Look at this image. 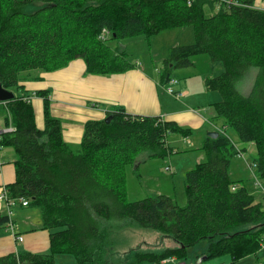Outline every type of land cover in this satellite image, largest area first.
Segmentation results:
<instances>
[{"label":"trees","instance_id":"1","mask_svg":"<svg viewBox=\"0 0 264 264\" xmlns=\"http://www.w3.org/2000/svg\"><path fill=\"white\" fill-rule=\"evenodd\" d=\"M31 4L36 8L29 11ZM190 25L195 40L171 48L163 76L168 82L179 80L172 69L189 68L200 54L223 63L220 74L206 76L205 88L221 96L214 103L217 118L241 142L256 145L254 175L264 178V9L255 0H0V82L15 92L5 105L6 126L14 129L0 137V147L11 146L17 154L8 196L28 201L18 207L41 210L50 248L48 253L13 251L0 256V264H57L59 254L73 256L72 264H114L106 259L102 227L105 221L124 220L162 233L173 245L160 252L135 248L119 264H166L173 256L186 262L189 250L204 242L200 262L192 264L224 256H229L227 264H264V202L242 179L231 177V161L242 149L228 134L208 136L202 146L207 158L185 172L186 205L168 194L130 201L125 167L141 152L172 153L168 136H188L191 129L120 107L108 114L110 122L88 120L74 146L52 113L49 90L26 88L24 72L57 71L76 59L84 60L89 74L126 72L137 65L113 40L149 39ZM251 69L257 71L251 90L244 93L238 83ZM36 95L40 101L28 98ZM7 207L3 202L0 229L15 224Z\"/></svg>","mask_w":264,"mask_h":264},{"label":"rangeland","instance_id":"2","mask_svg":"<svg viewBox=\"0 0 264 264\" xmlns=\"http://www.w3.org/2000/svg\"><path fill=\"white\" fill-rule=\"evenodd\" d=\"M35 8V4H31L27 7L29 11ZM194 40V28L190 25L164 30L149 39H147L144 35H139L120 40H113L111 42L115 48L126 51L129 58L136 65L143 62L146 65H149L151 70L153 69L152 74H154L160 83L163 81L167 85L165 86L166 88L160 85L162 94L167 95V97L172 99L173 102H183L184 106L187 108L192 107V110H196L202 117V120H200L201 122L193 126L182 125L185 128L191 129L192 132L188 136H184L179 132L172 133L168 136V142L170 146L174 148L172 153H167L165 156H157L151 155V151L141 152L137 156V160L134 164H129L125 167L128 200L137 201L149 196L168 194L172 196L178 204L182 206L186 205L187 195L185 189V172L207 158V154L202 146L209 136V132L218 131L228 134L233 141L237 143V147L242 149V154L236 155L231 161V177L233 179H242L249 190L255 194L257 200L264 202V178H261L260 176L256 178L254 175V172L256 171L255 162L257 158L256 145L254 143L241 142L235 130L229 126H225V120L223 118L216 117L217 111L214 104L211 105L210 102H207L201 105H195V102L193 101H184L182 93L174 94L178 97L177 99L174 95H172L173 93L167 94L166 92L168 84L170 83L163 76L164 58L168 57L173 46L190 44ZM192 61L194 62V65L189 68L172 69V76L175 78L183 77L184 79L182 82L186 80L190 83L192 91L195 92L192 96V100L198 98L202 99V92H205L206 90L201 89L200 77L204 76L205 80L208 75L220 74L224 70V65L220 61H213L208 54L194 56L192 57ZM156 67H158L157 70ZM253 71L257 70L251 69L246 78H244L245 80L243 79L244 81L242 80L238 83V87H241L240 89H242L241 91L244 93L249 92L252 88L255 76ZM41 72V69L31 71V73L35 75H38ZM27 73L28 72H24L22 75L26 76ZM214 93L217 92L215 91ZM174 97L176 99H174ZM36 98H39V101L41 99L40 96L37 95L33 96L32 99ZM6 102L7 101H5V103L0 101V125L2 128L4 127L3 123L6 125L5 120L9 114L8 109L5 106ZM194 107L196 109H193ZM38 116L39 119L42 116L39 105ZM213 120L215 123H212ZM7 131L11 130L8 128L5 132ZM3 132L0 133V137ZM73 145L77 146L79 143ZM167 167H169V169H167ZM258 180L261 184L257 183ZM7 203L8 205L11 204L10 211L8 207L7 210L10 214L12 213V219L16 220V222L15 224L12 223L14 230L7 227L0 229V232L6 234L9 232L10 235H19L16 231L19 227L21 235L23 236L29 233V231L39 230L41 228V225H38L40 219L42 221V213L39 208L18 207V203L15 202L12 204L11 199H9ZM25 218L30 220L29 225L24 224L23 220ZM104 224L102 232L103 234L105 233L103 237V244L105 250L107 251L106 259H109L114 264H119L127 260L130 257L132 250L135 248H140L143 251L160 252L163 248L168 246L169 243L168 238L164 237L162 233L151 228L142 227L129 220L121 222L105 221ZM248 226L249 225H246L243 228H247ZM43 230L46 231L45 233H49L48 230ZM205 243L206 242H204V244H199L189 250V254L186 259L187 264H192V261H197L199 259L197 255L200 254L201 250L203 251L205 249ZM15 248L22 251V248L25 247L23 243H15ZM43 252H50V248ZM227 258L229 259V256H224L221 260L216 258L208 259L203 262L204 264H209L212 260H218L221 264H223L222 259H225L224 262L226 263L224 264H227ZM56 260L57 264H72L75 262V258L73 256L66 254L57 255ZM248 263V261H241L239 264Z\"/></svg>","mask_w":264,"mask_h":264},{"label":"crops","instance_id":"3","mask_svg":"<svg viewBox=\"0 0 264 264\" xmlns=\"http://www.w3.org/2000/svg\"><path fill=\"white\" fill-rule=\"evenodd\" d=\"M255 6L264 9V0H255ZM157 69L158 67H156ZM152 70L149 65L141 62V64L123 73L93 75L87 72L83 59H76L61 70L52 72L42 70L38 75L30 72L26 75L28 78L25 83L26 88L34 91L33 93L39 88L49 90L52 113L62 120L64 138L70 144L81 142L85 124L88 120L104 119L110 112L120 107L125 108L131 114L161 116L184 126H193L200 123V120H202L200 113L192 110V107L187 108L183 102H173L167 95L162 94L160 85L164 88L167 85L163 81L160 83L152 74ZM177 79H179V82L175 84L176 86L173 85V88L183 94L182 97L184 96L186 102L193 101L195 105L210 102L212 105L221 99L217 91V93H214L215 91L207 90L204 87V76L200 77V85L201 89L206 91L202 92V99L195 100H192L195 92L192 91L190 83L186 80L182 82L183 77ZM166 92L171 94L168 91ZM175 97L174 99H178V97ZM38 120L43 124L42 116ZM212 123H215L214 120ZM3 126L2 128L0 125V133L5 132L8 128L11 131L14 129L13 126L7 127L4 123ZM16 158L17 154L13 147L4 146L0 148V194L2 187L16 178L14 165ZM2 208L3 202L0 201V210ZM23 221L25 225L30 223L28 218ZM38 225H41V228L23 235L24 240L21 242L13 234L10 235L9 232L7 234L0 232V256L19 251L15 248V243H23L25 248H22V251H47L49 248V233H45L46 231L43 230L41 219ZM17 232L21 234L19 227ZM168 240L169 245L172 242L169 238ZM218 260H221V258ZM218 260H212L209 264H221ZM222 261L224 262L225 259H222ZM197 262H200V260Z\"/></svg>","mask_w":264,"mask_h":264},{"label":"built area","instance_id":"4","mask_svg":"<svg viewBox=\"0 0 264 264\" xmlns=\"http://www.w3.org/2000/svg\"><path fill=\"white\" fill-rule=\"evenodd\" d=\"M103 32L104 33H108V31L106 30V29H104L103 30ZM169 83H170V85L167 87V91L168 92H170V93H173V94H179V92L177 91H175L174 90V88H173V85H175V84H177L178 83V80H176V79H171L170 81H169ZM29 99H32V97H28ZM167 169H169V167H167ZM9 199H11V202H12V204H14L15 202H17L15 199H12V198H9V196H8V188H7V186L6 185H4L3 187H2V190H1V194H0V201H3V202H8L9 201ZM17 203H22L24 206H26V205H28V201L27 200H21L20 199V201H18ZM8 204V203H7ZM10 205L11 204H9L8 205V208H9V211H10ZM10 213V212H9ZM10 228L12 229V230H14L13 229V226H12V223L10 224ZM15 236V235H14ZM17 237V239L19 240V241H23V237L22 236H16ZM165 263L166 264H187L186 262H184V261H181V260H179V259H177V257H171V258H169V259H166L165 260ZM194 264V263H193ZM196 264V263H195ZM198 264H201V263H198Z\"/></svg>","mask_w":264,"mask_h":264},{"label":"water","instance_id":"5","mask_svg":"<svg viewBox=\"0 0 264 264\" xmlns=\"http://www.w3.org/2000/svg\"><path fill=\"white\" fill-rule=\"evenodd\" d=\"M170 76V74H168ZM15 97V92L13 90H9L5 88L2 83L0 82V101L5 102L13 99ZM112 115H109L105 118L106 122H110L112 119ZM219 135L218 131H211L209 132V136L213 138H217Z\"/></svg>","mask_w":264,"mask_h":264}]
</instances>
